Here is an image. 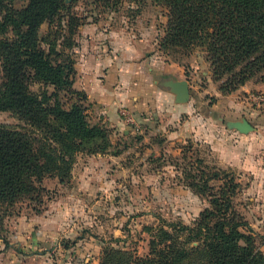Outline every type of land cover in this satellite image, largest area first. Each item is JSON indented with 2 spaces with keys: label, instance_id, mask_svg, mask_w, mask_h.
I'll list each match as a JSON object with an SVG mask.
<instances>
[{
  "label": "trees",
  "instance_id": "obj_1",
  "mask_svg": "<svg viewBox=\"0 0 264 264\" xmlns=\"http://www.w3.org/2000/svg\"><path fill=\"white\" fill-rule=\"evenodd\" d=\"M152 1L163 3L169 12L159 51L184 56L194 48H205L215 76H233L220 86L221 95L237 91L264 70V0ZM3 8L0 0V12ZM63 13L71 14L65 0H29L23 9H6L0 23V29L13 32L0 40L4 80L0 112L13 113L24 124L21 129L0 125V206L36 200L44 191L45 177L67 184L78 155H106L112 148L109 131L92 123L85 96L73 88L75 61L53 43L47 51L40 46L39 27L61 20ZM70 20H75L72 15ZM73 34L66 38L69 48ZM59 37L61 33H55L54 41ZM30 77L51 86L53 100L32 93ZM184 157L198 171L189 187L208 195L211 208L193 227L177 223L168 224V230L163 227L157 244L153 243V262L145 263L183 264L194 259L191 264H264V252L241 231L248 225L233 218V199L242 189L238 177L208 167L200 157ZM212 181L222 183L218 190L209 186ZM193 242L198 247L187 246ZM78 244L63 248L70 252Z\"/></svg>",
  "mask_w": 264,
  "mask_h": 264
},
{
  "label": "rangeland",
  "instance_id": "obj_2",
  "mask_svg": "<svg viewBox=\"0 0 264 264\" xmlns=\"http://www.w3.org/2000/svg\"><path fill=\"white\" fill-rule=\"evenodd\" d=\"M2 1L4 8L0 12V23L6 9H23L29 0ZM65 3L75 20L69 21L68 13H63L61 20L42 24L38 30L39 43L46 51L53 43L58 51L74 61L80 33H133L140 29L136 24L140 21L141 28H146L147 24L153 26L154 33H159L161 41L168 26L167 7L152 0H65ZM55 33H61L62 38L54 41ZM68 33H74L71 36V48L68 45L70 40H66L70 37ZM12 36L11 29H0V40ZM160 52L171 62L184 63L187 76L194 78L199 88H210L208 94H202L201 97L209 105L217 106L212 96L214 87L219 92L222 83H227L233 76L217 78L205 48H194L184 56ZM1 64L0 60V83L4 81ZM189 64L198 69L196 73H193ZM259 83H264V70L244 86ZM28 87L32 93L38 96L47 94L53 100V88L40 79L30 77ZM191 91L194 90L191 88ZM262 92L264 90L249 92L242 94V97L250 109H257L264 115V109H258L250 100L252 95ZM62 93L59 92V95H64ZM65 98H62L63 103ZM0 125L17 129L24 126L10 112H0ZM173 129V126L163 129V118L157 117L143 122L142 133L132 130L127 135L122 130L112 133L110 154L92 157L78 155L72 178L67 184L60 185L55 177H45L41 185L44 191L36 200L0 206V244L5 248L0 252V264H39V249L27 248L31 236L25 239V228L19 227L23 222L41 216L50 206L63 205L59 203H65L68 209H76V212L72 211L65 218L68 221L64 225L65 232L71 233V236L70 239L64 236L58 238L61 247L75 244L83 237H91L93 244L100 249L95 250L87 264L94 259L96 264H151L145 261L153 262V243L157 244L163 227L168 230L167 225L170 223L193 227L199 222L201 214L211 208L208 195H200L189 187L198 171L184 157L192 160L200 157L205 165L211 167L215 161L210 146L200 137L181 136L169 140L168 135L175 136ZM224 170L233 172L238 180H242V188L248 181L251 182L247 176L242 179L237 170ZM221 185L219 181H212L209 186L218 190ZM233 201L234 220L248 225L241 231L252 236L256 247L264 252V189H241ZM183 240L184 237L180 239ZM187 246L196 248L198 243ZM55 247L41 248L40 251L49 252L52 258H56L58 253L54 251Z\"/></svg>",
  "mask_w": 264,
  "mask_h": 264
},
{
  "label": "crops",
  "instance_id": "obj_3",
  "mask_svg": "<svg viewBox=\"0 0 264 264\" xmlns=\"http://www.w3.org/2000/svg\"><path fill=\"white\" fill-rule=\"evenodd\" d=\"M140 23H136L140 28L137 33H80L74 55L73 88L85 96L84 105L92 123L107 129L112 140V133H142L144 121L163 118V129L175 128V136L168 135L169 140L181 136L202 138L210 146L214 166L237 170L242 179L249 177L251 182L242 189H264V115L256 108L250 109L242 97L264 90V83L246 84L229 96L219 94L214 87L212 96L217 106L209 105L201 96L208 94L210 88H199L195 79L187 76L184 63L171 62L163 55L158 48L159 33H154L153 26L148 24L141 28ZM189 66L193 73L197 72L193 64ZM180 81L188 82L190 99L186 103H178L169 87L170 83ZM242 120L253 130L242 134L228 127L229 123ZM59 204L63 205L50 206L41 216L20 225L19 228H25V239L31 236L27 248L39 249V264H87L100 248L91 237H83L70 252L58 244L60 236L70 239L71 233L65 232V218L76 212L66 208L65 203ZM0 246V252L4 251V245ZM50 246H56V258L49 252L41 253V248ZM96 262L94 259L90 264Z\"/></svg>",
  "mask_w": 264,
  "mask_h": 264
},
{
  "label": "water",
  "instance_id": "obj_4",
  "mask_svg": "<svg viewBox=\"0 0 264 264\" xmlns=\"http://www.w3.org/2000/svg\"><path fill=\"white\" fill-rule=\"evenodd\" d=\"M169 87L171 88L172 93L176 95L178 103H186L189 101L190 90L187 81L172 82L169 84ZM228 127L236 129L242 134H247L253 130L251 125L245 120L237 123H229Z\"/></svg>",
  "mask_w": 264,
  "mask_h": 264
},
{
  "label": "built area",
  "instance_id": "obj_5",
  "mask_svg": "<svg viewBox=\"0 0 264 264\" xmlns=\"http://www.w3.org/2000/svg\"><path fill=\"white\" fill-rule=\"evenodd\" d=\"M250 100L252 103L256 104V107L258 109H264V92L256 94V95H252L250 97Z\"/></svg>",
  "mask_w": 264,
  "mask_h": 264
}]
</instances>
